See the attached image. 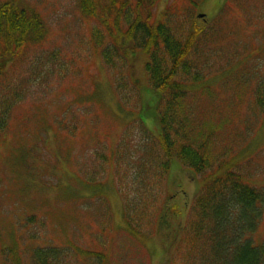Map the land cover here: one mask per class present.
I'll list each match as a JSON object with an SVG mask.
<instances>
[{
  "label": "rangeland",
  "instance_id": "obj_1",
  "mask_svg": "<svg viewBox=\"0 0 264 264\" xmlns=\"http://www.w3.org/2000/svg\"><path fill=\"white\" fill-rule=\"evenodd\" d=\"M78 1L0 0L33 10L46 28L44 39L23 47L19 60L8 66L7 80H19L27 96L0 132V249L15 244L0 252V264H34L30 256L38 246L62 249L59 260L50 264H189V245L183 237L193 198L209 170L201 175L173 162L157 176L150 161L143 167L150 171L143 185L137 183L131 174L136 152L160 132L158 91L150 86L146 72L149 57L139 48L114 47L120 41L118 33H112L116 41L108 34L103 37L100 18L82 14ZM198 2L193 7L190 0H152L149 21H161L167 13L175 23L191 16L195 27L219 43L243 39L253 50L249 62L264 65V0L259 6L255 0ZM223 2L226 6L219 11ZM216 16L220 20L213 23ZM104 48L112 52L104 53L108 58ZM214 73L208 78L213 85L218 80ZM239 93L243 91L218 103H233L234 108L229 121L218 117L214 123L211 170L223 145L233 146L242 122L251 124L248 103L236 101ZM195 95L182 102L186 108H206L207 99L199 91ZM214 117L205 120L210 123ZM252 129L246 146L254 151L246 156L254 165L245 179L264 187V123ZM123 136L128 144L120 149ZM131 183H137L152 215L137 220L142 225L137 224L132 236L120 193L126 190L132 197ZM165 202L173 223L168 232L156 221ZM246 236L257 244L264 240V211L257 229Z\"/></svg>",
  "mask_w": 264,
  "mask_h": 264
},
{
  "label": "trees",
  "instance_id": "obj_2",
  "mask_svg": "<svg viewBox=\"0 0 264 264\" xmlns=\"http://www.w3.org/2000/svg\"><path fill=\"white\" fill-rule=\"evenodd\" d=\"M190 1L193 7L199 4V0ZM255 1L259 6L260 0ZM151 3L152 0L78 1L82 14L100 18L103 37L108 34L116 41L112 33H118L120 41L113 43L114 47L126 51L139 48L149 57L146 72L150 86L158 91L160 132L147 138L143 149L138 148L135 157L137 165L131 174H134L137 183L143 185L141 181L150 172H145L143 167L147 162L150 166V161L155 164L157 176H163L173 162L192 168L201 175L209 170L193 198L189 228L185 232L186 237H183L189 245L185 254L186 258L190 257L187 263L264 264V240L257 244L246 236L257 229L263 215L264 187L245 179L254 165L246 156L249 150L254 151L252 146H246V139L249 131L253 130L252 126L257 122L258 126L264 123V65L249 62L254 58L253 50L243 39H236L228 45L219 43L205 29L195 27L191 16L175 23V19L171 21L167 13L161 21L151 23ZM225 6L226 2H223L219 11ZM219 20L220 17L216 16L212 22ZM45 32L42 18L33 10L12 2L0 4V132L8 125L13 108L27 96H24L23 86L18 85L19 80L11 83L7 80L10 74L8 66L19 60L23 47L43 40ZM127 45L129 48H126ZM105 48L102 53L108 58L109 55L104 53L112 52ZM121 52L124 54V50ZM212 71L218 75L215 85L208 82ZM240 90L243 93L237 94L236 101L248 103L247 120L251 124H247L246 120L242 122L244 127L237 131L238 136L235 133L233 146L223 145L216 168L211 170L214 164L210 160L209 148L216 132L214 123L218 117L229 121L230 108L233 107V103H218ZM197 91L207 99L203 102L207 107L186 108L182 102L187 96H196ZM205 116L215 117L213 122L208 123ZM123 137L120 149H125L128 144L127 136ZM136 184H130L134 189L132 197L129 191L120 192L130 236L137 232V224H141L138 219L146 220V217L152 216L148 211L151 205L139 195ZM168 214L165 202L160 206L156 221L159 228L165 226L167 232L173 227ZM9 247L15 248V244L1 246L0 252ZM62 252L59 248L38 246L32 254L30 252V261L34 264L54 263Z\"/></svg>",
  "mask_w": 264,
  "mask_h": 264
}]
</instances>
